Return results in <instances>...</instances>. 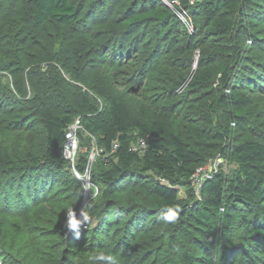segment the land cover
I'll use <instances>...</instances> for the list:
<instances>
[{
    "label": "trees",
    "instance_id": "obj_1",
    "mask_svg": "<svg viewBox=\"0 0 264 264\" xmlns=\"http://www.w3.org/2000/svg\"><path fill=\"white\" fill-rule=\"evenodd\" d=\"M85 1L30 0L25 13L12 7L9 14L0 4V72L10 71L14 93L24 94L26 83L32 92L26 100V109L42 126V134H38L42 135L40 151L44 157L41 159L27 145L17 163L15 156L0 150V195L4 193L8 201L17 193L18 200L27 198V204H34L46 195L45 190L62 182V189H74L72 201L77 208L83 193L82 184L70 170L63 156V146L66 132L74 122L72 113L76 107L84 106L90 110V115L83 122L79 120V127L97 135V145L101 148V154H107L108 160L105 170L95 173L96 180L103 186L104 197L119 195L107 205L105 203L98 223L91 232L81 229L79 239L92 246L93 254L107 251L113 255L107 244L92 239L94 233L107 235L111 226L120 221L124 222L122 228L126 234L136 227L141 230L143 227L136 222L138 217L164 214L167 206H179L176 223L188 224L210 243V256L199 257L200 264H227L231 255L238 251L236 242L239 241L251 250L264 252V227L258 226L256 219L241 212L244 207H255L264 201V133L255 131L251 135L246 130L245 119L250 99L242 91L246 85L244 78L232 83L226 64L195 74V80L191 83L193 89L214 85L215 96L207 104L204 120L212 127L210 137L218 141L216 146L220 155L235 162L237 171L231 176L221 171L211 172L201 183L199 199L193 203L183 202L178 199V187L190 186L197 163L206 151L209 134L202 128L192 126L188 131L190 143H185L167 122H145L142 117L132 115L125 101L110 93L105 78L99 83L101 88H97L98 80L89 81V76H82L80 69L89 60L88 56L84 59L88 43L85 37L89 36L90 27L87 26L88 20L90 16V19L96 16L81 14ZM178 4L190 8L189 0H178ZM155 7L145 15H132L121 21L120 26L129 32L140 19L149 17L162 20L169 16L165 10ZM258 15L264 17V0H204L199 12L202 23L210 26L212 35L236 42L250 38L253 43L256 38L245 30V19ZM51 27H57L71 36L59 38L58 42L45 39V30ZM120 33L123 35V32ZM122 40V37L109 39L105 51L109 50L112 56L125 52L128 46ZM55 41L60 46L51 58L55 66L45 65L43 59L46 57L43 54ZM98 45L102 47L104 43ZM27 50H33L35 56H28ZM245 57L237 54V61L244 63ZM39 68L44 69L43 74ZM263 73L261 70L259 76L264 77ZM255 82L260 85L264 80L259 82L256 79ZM72 83L94 89L106 105L99 109L90 106ZM136 91L137 88L133 90ZM12 97V91L7 90L8 101L13 102ZM131 130H135L139 139L145 141L142 156L130 145ZM25 138V135L21 137ZM140 163L142 166L139 167ZM86 164L85 156L79 155L76 170L82 174ZM149 171L167 184L145 182L148 179L145 174ZM137 188H140L139 193L134 191ZM111 215L116 220L109 224ZM88 233L90 235L87 237ZM177 238L174 237L171 244ZM129 264L175 263L170 258L162 262L145 258L141 263L133 260ZM187 264H191L189 260Z\"/></svg>",
    "mask_w": 264,
    "mask_h": 264
},
{
    "label": "rangeland",
    "instance_id": "obj_2",
    "mask_svg": "<svg viewBox=\"0 0 264 264\" xmlns=\"http://www.w3.org/2000/svg\"><path fill=\"white\" fill-rule=\"evenodd\" d=\"M203 1L189 0L190 8L186 9L178 4V0H86L81 12L96 14L98 17L96 20V16L93 19L90 16L88 20L87 26L90 27L89 36L85 37L88 43L84 59L88 56L89 60L80 69L83 77L89 76V81L98 80L95 85L97 88H101L99 83L105 78L110 93L122 98L132 115L142 117L145 122H167L185 143H190L188 131L192 126L202 128L209 134L206 151L197 163L196 175L190 186L178 187V199L190 203L199 199L201 183L211 172L221 171L231 176L237 171V164L222 157L216 146L218 141L210 137L212 127L205 122L203 115L207 104L215 96V90L214 85L193 89L191 83L197 72L213 70L219 64H226L228 78L232 83L244 78L246 85L242 91L250 99L245 119L246 130L251 135L255 131L264 133V77L259 76L261 70L264 72V17L258 15L256 18L245 19V30L256 38L255 43L250 38L244 42L232 41L212 35L210 26L202 23L199 12ZM0 4L9 14L12 7L25 13L24 10L31 3L30 0H0ZM154 5L155 8L165 10L169 16L162 20L149 17L140 19L131 31L122 29L121 21L136 13L145 15ZM117 35L122 37L128 48L120 55L112 56L105 49L109 39L118 40ZM68 36L71 35L51 27L45 30L44 38L58 42L59 38ZM56 41L43 54L46 57L43 59L45 65L55 64L51 58L60 49ZM99 43L104 45L101 47ZM33 52L27 50L28 56H35ZM237 54L246 56L244 63L237 61ZM42 71L43 74L44 69ZM61 73L68 76L67 73ZM11 78L10 71L0 72V150L15 156L18 163L29 145V149L43 159L40 151L42 135L38 134H42V126L32 112L26 109V100L32 92L26 83L24 94L14 93ZM256 79L263 84L259 85ZM72 85L90 106L99 109L106 105L94 89L81 83ZM135 88L137 91L133 92ZM7 90L12 91L14 103L6 98ZM89 111L84 106L76 107L72 113L73 124L87 119ZM24 135L26 138L21 139ZM75 137L74 153L69 158L63 156L82 184L80 203L75 208L72 201L74 189H62V182L45 190L46 195L34 204H27V198L22 204L23 201L16 197L18 190L13 189L16 192L12 194H16L8 201L2 193L0 264H89L88 257L93 254L92 246L85 240L76 241L71 234L66 237L65 212L69 207H73L77 213L81 210L87 212L90 220L82 229L91 232L98 223L102 209L119 195L104 197L103 186L96 180L95 173L105 170L108 164L107 154H101V148L97 145V135L77 127ZM139 138L135 130L130 131V145L142 156L144 149L138 142ZM79 155L85 156L87 161L82 174L76 170ZM145 176H148L145 181L147 183L160 181L167 184L150 171ZM97 189L100 191L98 197L95 196ZM134 191L139 193L140 188ZM241 212L256 219L258 226L264 227V201L255 207H244ZM162 215L155 213L149 217H138L136 222L143 229L136 227L128 234L122 228L124 222L120 221L111 226L107 235L94 233L92 239L107 244L117 264H129L133 260L141 263L145 258L160 262L170 258L175 264H187L189 260L191 264H200L199 257L210 256L211 246L204 236L188 224L175 223L173 227V224L164 223L160 218ZM114 220L112 216L109 224ZM89 235L86 234L87 237ZM174 237L178 238L171 244ZM236 243L239 249L231 255L227 264H264V252L251 250L240 241Z\"/></svg>",
    "mask_w": 264,
    "mask_h": 264
},
{
    "label": "clouds",
    "instance_id": "obj_3",
    "mask_svg": "<svg viewBox=\"0 0 264 264\" xmlns=\"http://www.w3.org/2000/svg\"><path fill=\"white\" fill-rule=\"evenodd\" d=\"M100 191H95V196H99ZM179 206L175 208L167 206L164 214L160 217L164 223L175 224L178 220ZM66 220L64 228H66V237L71 234L74 238L79 239L81 229L87 225L90 216L85 211H77L73 207H69L65 212ZM89 264H117L115 257L107 251H98L88 257Z\"/></svg>",
    "mask_w": 264,
    "mask_h": 264
},
{
    "label": "built area",
    "instance_id": "obj_4",
    "mask_svg": "<svg viewBox=\"0 0 264 264\" xmlns=\"http://www.w3.org/2000/svg\"><path fill=\"white\" fill-rule=\"evenodd\" d=\"M78 126V123H75V124H72L69 128H68V131L66 132V136H65V144L63 146V154L65 157L69 158L73 153H74V150H75V147H76V129H77ZM140 143V146L141 147H144L145 146V141L144 140H141L139 141ZM196 175V172L195 174L193 175V178L195 177Z\"/></svg>",
    "mask_w": 264,
    "mask_h": 264
}]
</instances>
